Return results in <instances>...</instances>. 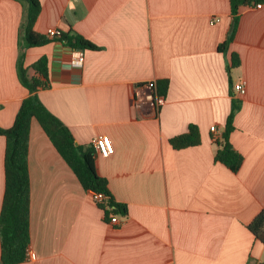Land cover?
<instances>
[{"label":"crops","instance_id":"1","mask_svg":"<svg viewBox=\"0 0 264 264\" xmlns=\"http://www.w3.org/2000/svg\"><path fill=\"white\" fill-rule=\"evenodd\" d=\"M39 1L38 34L74 31L100 49H73L53 38L26 48L28 7L0 0V127L13 125L29 96L18 77L21 54L26 67L46 56L51 87L38 92L40 101L84 150L97 136L110 137L113 153H95L97 173L128 214H117L118 225L105 220L34 118L29 249L37 258L19 264H264V246L248 229L264 211V4L242 6L223 53L230 0ZM80 50L83 66L74 67ZM233 53L241 63L229 71ZM163 79L164 103L139 105L137 86L150 91ZM240 81L247 83L243 95L234 90ZM233 98L241 106L230 134L243 158L238 171L215 162L211 132L225 130ZM191 124L201 143L174 149L170 140ZM6 144L0 135V212Z\"/></svg>","mask_w":264,"mask_h":264},{"label":"trees","instance_id":"2","mask_svg":"<svg viewBox=\"0 0 264 264\" xmlns=\"http://www.w3.org/2000/svg\"><path fill=\"white\" fill-rule=\"evenodd\" d=\"M17 1L28 7L26 25L23 31L26 48L41 47L53 39H57L73 49H82L83 51L100 49L74 31L68 34H59L58 37L53 39L38 34L35 24L40 14V1ZM257 2L264 3V0H230L232 30L228 38L219 46L220 52L226 53L230 43L235 39L242 6L245 7ZM24 54L25 52L21 54L19 60L18 77L21 84L29 91V96L23 99L13 125L9 128L0 127V135L5 136L7 141L4 167L5 189L0 212V242L2 248L0 264H19L27 259L26 254L30 246L31 236L28 145L31 122L34 118L49 136L58 153L70 165L83 188L105 194L106 198L101 203H97L99 208L104 211L105 220L108 221L112 215L122 214V216H126L128 214L127 207L116 202L111 195L108 180L97 173L94 146L88 147L86 150L79 146L70 129L40 101L38 92L51 87L47 57L43 56L30 67H26L24 65ZM240 63L241 59L238 54L233 53L228 64V70L231 71L232 68L238 67ZM30 68L35 71V75L30 74ZM168 82L169 80L163 79L155 83V91L158 96L167 94ZM239 108H241L240 101L233 98L225 130L221 133L220 138L215 140L218 146L214 155L215 162L224 164L233 171H238L243 161L242 156L230 141V134L235 129L234 115ZM198 129L197 126L191 124L187 132L172 138L170 144L174 149L199 145L201 140ZM248 229L255 239L264 246V211L255 217L253 222L249 224Z\"/></svg>","mask_w":264,"mask_h":264},{"label":"built area","instance_id":"3","mask_svg":"<svg viewBox=\"0 0 264 264\" xmlns=\"http://www.w3.org/2000/svg\"><path fill=\"white\" fill-rule=\"evenodd\" d=\"M263 4H264L263 2H257L255 4V7L258 9L262 8ZM217 21H219L218 17H214L212 19L213 23L217 22ZM46 35L48 38H56L59 35V31L52 28L47 32ZM84 56L85 55H84L82 50L77 51L75 53V55L72 57V65L74 67L83 66ZM246 85H247V83L245 81H240L234 85V90L236 92L240 93V95H243L246 92V88H245ZM136 98H137V103L139 105L142 104L145 100H149V101L153 102V104H156L155 106H159V105H162L164 103V97L158 96L156 94L155 89L147 91L145 89V86H143V85L137 86ZM218 130L219 129L216 126L212 127L211 132L213 133V139L214 140H218L221 136V133H219ZM93 146H94L95 152L101 154L102 157L110 156L114 150L112 140L107 135L97 136L93 141ZM90 195H91L92 200L95 203H98V202L101 203L106 198L105 194L100 193L98 191H91ZM119 217H120L119 215H112L109 219V223L112 225H118L120 223ZM26 255H27V259H29V260H34L37 258L36 254L34 252H32V250H30L29 248L27 249Z\"/></svg>","mask_w":264,"mask_h":264},{"label":"water","instance_id":"4","mask_svg":"<svg viewBox=\"0 0 264 264\" xmlns=\"http://www.w3.org/2000/svg\"><path fill=\"white\" fill-rule=\"evenodd\" d=\"M231 29H232V26H231ZM155 105H156V104H153V107H154V108H156V106H155Z\"/></svg>","mask_w":264,"mask_h":264}]
</instances>
